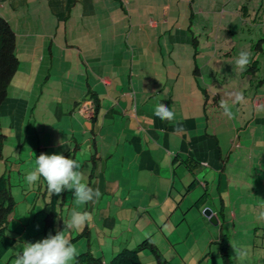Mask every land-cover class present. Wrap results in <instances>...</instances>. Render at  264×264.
I'll return each instance as SVG.
<instances>
[{
	"label": "rangeland",
	"instance_id": "1",
	"mask_svg": "<svg viewBox=\"0 0 264 264\" xmlns=\"http://www.w3.org/2000/svg\"><path fill=\"white\" fill-rule=\"evenodd\" d=\"M138 3L124 4L126 36L104 45L106 57L104 51L97 53V45L90 44L86 34L80 43L82 55L72 60L57 56L53 67L46 54L42 67L38 60L32 71L31 48L19 50L10 107L5 105L0 113V130L6 136L0 174L9 179L16 202L6 230L15 243L0 264H13L23 243L45 237L51 194L43 177L32 184L25 179L35 158L40 154L74 158L76 153L82 155L77 162L84 182L101 193L99 199L77 205L74 190H64L56 205L55 232L65 229L74 208L90 213L81 229L68 230L70 239L89 228V239L73 244L78 255L89 249L101 257L103 250L109 263L114 244L120 246L117 254L151 237L163 264H222L215 244L222 233L229 239L232 264H264V220L259 219L264 208V0ZM149 20L157 23L156 34L151 31L149 37V28H144L137 35L136 23L148 25ZM259 41L261 50L255 47ZM241 51L250 53L244 69L235 64ZM85 56L95 70L100 62L92 56L102 58L113 87H103L110 95L103 94L96 143L92 137L75 153L74 134L80 143L85 139L86 118L80 110L90 100L84 94L86 84L100 85L94 74H85ZM254 62L257 69L252 73L248 69ZM195 67L199 73H194ZM237 92L243 94L241 103H234ZM75 98L80 107L71 114ZM222 100L231 106L234 119L223 114ZM15 104L23 109L13 119L9 111H14ZM157 104L167 105L175 113L174 120L156 117ZM111 105L119 113L107 116ZM18 118L24 122L21 133L14 127ZM130 118L143 122L139 131L130 127ZM94 144L99 151L95 164ZM180 148L187 151L179 153ZM144 149L140 162L135 153L142 154ZM168 150L174 151L172 156ZM200 154L207 155L209 164L200 162ZM191 159L206 167L191 166ZM221 175L226 190L220 184ZM193 182L196 188L189 190ZM205 193L206 206L190 208ZM156 194L167 203L147 208L148 197ZM205 208L218 212L219 226L204 217ZM150 216L160 222L156 231ZM209 236L214 243L207 241ZM140 256L143 264H158L149 251Z\"/></svg>",
	"mask_w": 264,
	"mask_h": 264
},
{
	"label": "crops",
	"instance_id": "2",
	"mask_svg": "<svg viewBox=\"0 0 264 264\" xmlns=\"http://www.w3.org/2000/svg\"><path fill=\"white\" fill-rule=\"evenodd\" d=\"M130 3L132 5H135L136 3H141V0H0V17L4 18L6 21L9 22L12 29L15 32L16 35V54L18 55L19 50L31 48V51L33 53L32 59L33 62L31 63L32 71L35 68V63L40 60V67H42L43 62H45L46 54L48 55L49 59L51 60L50 66L53 67V62L59 56L60 59H66L70 58L73 59L74 55L81 56L84 52V49L80 48V43H82V37L84 35H88L89 37V43L97 45L98 52L104 51L105 57L107 56L106 48H104V45L113 43L117 37L122 41L124 39V36H126V28H125V21H126V14L124 10V4ZM138 3V4H139ZM128 12V10H126ZM130 19V17H129ZM130 22V21H129ZM137 27V35L141 32L144 28H149V32L147 34L150 37V32L152 31L151 35L156 34V30L158 28V25L155 21L149 20L148 25L140 23H136L135 25ZM135 26H132L133 29ZM141 29V30H140ZM95 30V31H94ZM114 36H110V35ZM94 38V39H92ZM136 43L139 44L138 49H141V45L139 43V39L136 36ZM86 42V43H88ZM66 45L65 48L63 45ZM79 53H77V52ZM88 56V55H87ZM85 56V74L88 76H91L92 74L97 77V81H99L100 85H94L91 86L90 84H86V90L84 91L85 96H89L90 100L89 102H86L83 107L81 108V113L83 114V117L86 118V121L84 123L83 127V134L85 135V139H81V143L78 142V140L75 138V134L72 137V143L75 142V148L74 152L76 153L77 149L80 146H83L84 144L88 143L89 141L93 140L96 143V136L98 135L97 132L100 130V118L99 115L102 112L103 107V94L110 95L109 92L104 91V86L106 87H113V79L108 78V72L107 68H103L106 66L103 65L102 58L97 56H92V58H96L99 60V67L98 70H95V68L91 67L90 59ZM118 58V57H117ZM123 59V58H122ZM119 60V58L117 59ZM116 60L113 61V63ZM81 64V61L78 63ZM51 69V68H48ZM179 72V71H178ZM107 73V74H106ZM178 76V74L176 73ZM101 82V83H100ZM98 83V82H97ZM145 87L147 88V84H145ZM124 88V86H123ZM74 89V87H73ZM117 88L115 89V91ZM138 90L140 91V88L138 87ZM146 90H144L145 92ZM113 99L114 96L112 95ZM125 97L128 98V95L126 94ZM102 98V99H101ZM10 100H6V103L4 106L10 107ZM94 100L96 101V104H94ZM113 101L112 99H110ZM80 102H78V98L73 102V108L70 110L71 114L74 113V111L77 110V107L80 105ZM92 105L99 106V111L96 115L95 119H92V116H88L85 113V110L87 108L92 107ZM29 105L25 103V109ZM14 111L10 108L9 115H12L13 119H16V117L19 115V113L22 111L23 107L15 104ZM80 107V106H79ZM78 107V108H79ZM113 105L109 107V111H107V116L109 114H118L116 110L113 109ZM4 108V107H3ZM124 114V113H123ZM22 117V116H20ZM19 117V118H20ZM18 118V119H19ZM17 123L14 125L16 127V130L21 133L23 129V119L18 120ZM141 124L143 122H140L138 119H132L130 118V127L138 130L141 129ZM144 125V124H143ZM139 131V130H138ZM18 132V133H19ZM89 135V137H88ZM92 135V136H91ZM91 137V138H90ZM91 139V140H90ZM140 140V138H138ZM146 140V139H145ZM183 141V140H182ZM145 146L147 144V140L144 142ZM60 145V144H58ZM82 150V147L79 148ZM78 149V150H79ZM45 150V149H44ZM92 145L89 146V152L92 151ZM179 153L186 152L187 150L179 149ZM95 154H98L99 151L97 149V144H94V151ZM170 156H172L173 152L172 150L167 151ZM93 153V154H94ZM103 154V150L101 152ZM145 153V149L143 150V153L140 154L139 151L135 153V156L138 157L136 159H139L141 162L142 155ZM91 153V155H93ZM82 156L81 154L76 153L74 155V158L76 161H78L77 156ZM199 160L201 163H207L209 164V161L207 159V155L200 154ZM208 160V161H207ZM204 164H200L202 167ZM154 169L156 170L157 164L156 162L153 164ZM140 166V165H139ZM95 169V165L94 168ZM203 170V169H201ZM220 184L224 187L226 190V181L224 175H221L220 177ZM204 186L203 183H199V186ZM165 187L168 186V183L164 185ZM196 188V186L194 187ZM142 192V189H141ZM169 199V198H167ZM199 199V198H198ZM208 199V198H207ZM207 199L204 203V206H206ZM144 202V199H142V204ZM157 203V204H156ZM162 203L166 204L167 201L163 199V196L161 197L159 194H156V196H149L148 202H147V208L152 207L156 208L159 207ZM224 205V201H223ZM196 207L192 205L190 208ZM189 208V209H190ZM224 209H226V205H224ZM189 211V210H188ZM215 214L217 216L218 212L214 210ZM153 229L156 231V229L160 228L158 220H155L152 216H150ZM212 237L208 242H212ZM131 242V241H130ZM129 241H127V244ZM120 246L113 245L112 253L111 255H114L115 251L119 250ZM102 251V258L106 262L107 258L105 256V253Z\"/></svg>",
	"mask_w": 264,
	"mask_h": 264
},
{
	"label": "clouds",
	"instance_id": "3",
	"mask_svg": "<svg viewBox=\"0 0 264 264\" xmlns=\"http://www.w3.org/2000/svg\"><path fill=\"white\" fill-rule=\"evenodd\" d=\"M249 58L250 53L241 51L235 59L236 67L246 68ZM234 96V103L243 102L242 93L237 92ZM220 107L223 109V114L229 119L235 118L231 106L226 101L222 100ZM92 113L93 105L90 114L86 115L91 116ZM154 115L162 121H173L175 118V113L165 104H157ZM178 130L182 131V129ZM80 168L81 165L75 159L66 158L62 154H40L38 158H35V166L26 174L25 179L27 183L32 184L43 177L47 184V191L57 196L64 190H74L76 204L84 205L93 202L94 198L99 199L101 193L98 188L93 189L84 182V173L79 170ZM216 217L218 218L217 215ZM90 218V213L87 211H78L74 208L70 219L64 223L65 229L63 231H58L55 235L49 233L47 238L35 243H23L22 250L16 253L13 264H73L77 260L78 250L71 243L68 230L81 229ZM259 219L264 220V208L259 212Z\"/></svg>",
	"mask_w": 264,
	"mask_h": 264
},
{
	"label": "trees",
	"instance_id": "4",
	"mask_svg": "<svg viewBox=\"0 0 264 264\" xmlns=\"http://www.w3.org/2000/svg\"><path fill=\"white\" fill-rule=\"evenodd\" d=\"M242 10L245 13H248L247 7H243ZM264 40V39H263ZM197 41L195 40L194 43ZM195 45V44H194ZM259 50L262 49V45L260 41L255 45ZM197 53L195 52V55ZM20 61L16 54V35L14 30L8 21L4 18L0 17V113L6 103V100L9 97V90L12 83L13 78L15 77L18 69H19ZM257 69V62L252 63V66L248 69V71H253ZM199 73V68L195 67L194 73ZM97 100H94V104H96ZM99 111V106L93 105V113L92 119L96 118V115ZM6 136L0 130V161L3 160V148L5 145ZM94 155L92 156V162H94ZM179 158V155L175 157ZM173 160V162L175 161ZM191 166L200 165L198 162L191 159ZM189 164V163H188ZM47 187V184H45ZM196 186V183L193 182L189 188L193 189ZM41 187V185L39 186ZM11 184L9 179H7L3 174H0V258H2L14 245L15 240L6 235L7 223L9 217L13 213L16 202L11 193ZM190 190V189H189ZM62 197V193L60 195L51 194V201L48 203L50 210L46 214L45 217V237L46 234L51 233L55 235L57 232L54 231V226L57 220V216L59 211L57 210V203ZM62 199V198H61ZM207 199V193H205L201 198H199L194 206L200 208L204 205ZM61 206V205H60ZM223 214V213H222ZM90 232L89 228L85 227V229L78 234L74 238H70L71 243L74 244L78 240L82 238L89 239ZM43 238V239H44ZM219 246V254L222 260V264H232V259L229 252V239L225 234L220 233L219 239L215 242ZM149 251L151 255L155 258L158 264H163L162 257L160 255V251L158 250L156 244L153 242L151 237L146 238L141 243H139L135 248L128 249L124 248L117 254L113 255V258L109 261V263H104L102 257H95L90 250L88 249L86 252L78 255L77 260L73 262V264H143L141 260V252ZM208 255V254H207Z\"/></svg>",
	"mask_w": 264,
	"mask_h": 264
},
{
	"label": "water",
	"instance_id": "5",
	"mask_svg": "<svg viewBox=\"0 0 264 264\" xmlns=\"http://www.w3.org/2000/svg\"><path fill=\"white\" fill-rule=\"evenodd\" d=\"M203 215H204V217H206L209 220V222L213 226L216 227L219 225L218 218L216 217V215L213 213V211L210 208H205L203 211Z\"/></svg>",
	"mask_w": 264,
	"mask_h": 264
},
{
	"label": "built area",
	"instance_id": "6",
	"mask_svg": "<svg viewBox=\"0 0 264 264\" xmlns=\"http://www.w3.org/2000/svg\"><path fill=\"white\" fill-rule=\"evenodd\" d=\"M90 112H91V107L90 108H87V110H85V113L86 114H90Z\"/></svg>",
	"mask_w": 264,
	"mask_h": 264
}]
</instances>
